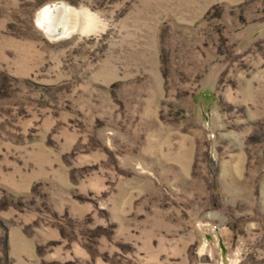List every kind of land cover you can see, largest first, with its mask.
I'll return each instance as SVG.
<instances>
[{"label":"rangeland","instance_id":"1","mask_svg":"<svg viewBox=\"0 0 264 264\" xmlns=\"http://www.w3.org/2000/svg\"><path fill=\"white\" fill-rule=\"evenodd\" d=\"M0 264H264V0H0Z\"/></svg>","mask_w":264,"mask_h":264},{"label":"bare ground","instance_id":"2","mask_svg":"<svg viewBox=\"0 0 264 264\" xmlns=\"http://www.w3.org/2000/svg\"><path fill=\"white\" fill-rule=\"evenodd\" d=\"M75 15L76 11L67 4L49 5L40 10L37 21L39 26L45 29L49 35L55 36L59 34L58 31L61 28H63L64 34L69 32L73 26L74 18H76Z\"/></svg>","mask_w":264,"mask_h":264}]
</instances>
